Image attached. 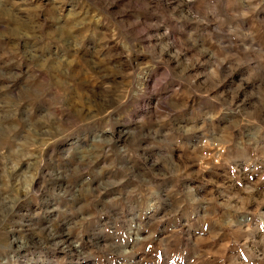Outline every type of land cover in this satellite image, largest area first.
Instances as JSON below:
<instances>
[{"label": "rangeland", "instance_id": "374dc122", "mask_svg": "<svg viewBox=\"0 0 264 264\" xmlns=\"http://www.w3.org/2000/svg\"><path fill=\"white\" fill-rule=\"evenodd\" d=\"M0 264H264V0H0Z\"/></svg>", "mask_w": 264, "mask_h": 264}]
</instances>
